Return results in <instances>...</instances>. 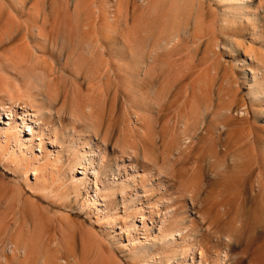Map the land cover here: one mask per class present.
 Returning a JSON list of instances; mask_svg holds the SVG:
<instances>
[{
    "label": "rangeland",
    "instance_id": "obj_1",
    "mask_svg": "<svg viewBox=\"0 0 264 264\" xmlns=\"http://www.w3.org/2000/svg\"><path fill=\"white\" fill-rule=\"evenodd\" d=\"M134 1L135 0H28L25 12L18 13L12 8H9V11L3 10L5 13H1L0 105L18 104L22 106V101L25 100L28 103L27 105L31 106L33 102H30V100L35 98L34 100L39 102V107H41L43 111L50 109L52 112L53 117L50 124L57 122L56 127H59V124H61L64 130L56 135L53 129L52 135L57 141V146L55 148L47 146V141L45 146V150L47 148L48 151H53L54 154H59L60 157H62L63 165L59 167L50 165L48 177L39 180L40 182L37 185H33L32 183L34 181L33 176H30V181L32 182L23 179L20 173L10 166L13 162L6 159L5 153L3 152V154H0V220L6 225L4 234L6 231L8 233L0 237V257L7 254L6 250L10 244L11 238H14L20 231H24L23 233H25L24 235L26 237L35 236L37 238V236H41V239H45L46 237L47 239L44 241H39L44 244V248H47L48 245H51L50 242L53 243L52 241L58 237L61 230L68 231L70 229L73 231V242L78 255H85L84 257L88 256L85 258V264H106V261L109 260L106 259L108 257L114 258L121 264H137L139 260L136 253L131 250L130 245V241L132 242L133 240L136 242L140 241L138 245L144 246L148 258L162 256L164 259L159 260L162 264H196L195 261L192 263V259L195 258V255H190L192 250H189L192 244H190V240L179 239L175 243H172L167 239V236H165L170 232L167 230L166 225L170 226L172 222L178 220L181 221L184 227H188L189 233L193 235L194 253H198L200 248H205L207 260H204L203 264H264V222H262L264 221V217L261 216V212L262 210L264 211V209H261L262 203L260 196H256L255 199L254 195V192L258 191L257 181L259 177L261 178L259 175V163L261 164L262 162L260 170L264 168L263 160H261L263 159V154L260 151L261 147L259 143H256V146L260 148L258 149V147H256V152L258 151L257 153L259 155L257 158L253 157L252 159H259L261 161H258L259 163L257 161H254L256 163L252 162L254 166H252V170L249 171V179L241 172V170L243 171V167L241 166V168L238 166L240 163L238 161L240 160L236 163L231 161L233 156L220 157L221 161L223 159V162H220V160L217 161V163H220L217 165L215 164L212 168L208 167L210 166L209 156L207 157V159L209 158L208 160L200 158L203 161L202 164L204 165L206 180L211 181L212 187L209 182H206L209 183L208 185L210 187L207 184L204 185L205 189H203L201 192L202 195L197 198L194 205L191 203L190 198H188L189 194H187L188 196H183V191H181V182L188 177L186 175L191 173L190 169L196 161V158L193 160V158L189 157L190 155L193 157V150L188 156L185 155L186 152L179 153V151H176V148L174 151L169 148L171 150L168 149L170 152L173 151V154L176 153L175 157H177V155H179L178 157L181 156V159L177 157L178 160H175V157H172L173 154L171 155V153L166 150L168 148L166 141L169 138V131L170 133L173 131L179 135L178 128L175 129L176 131L170 129L173 125L172 122L181 118L180 116L185 113L186 108L193 105L194 98L197 99L200 97V100H202L206 96V90L202 98L201 94L200 96L195 94L193 86L197 83L194 79H196L200 73H205L206 70L213 67L219 71V74L218 80H216L217 82H211L214 84V91H217L214 93L217 94L218 97L221 96V98L217 100L218 98L216 99V95L213 93L214 100L216 99L215 104L217 109L214 110L215 113L213 112L210 117L209 128L214 130L216 136L219 135L220 131H223L221 130V126L218 125V122L220 123L222 119L220 118L217 120L218 112L221 109L219 106L223 103L221 101H226L222 99L225 98L228 100L229 96H232L236 99V104H233L234 109L238 108L240 104L242 105V103H245L244 105L247 104L252 113L251 123H234L235 125L233 126L236 128L237 132H239L238 135L243 131L244 133L250 130L254 132L255 128L257 129V131H255L256 133L254 132L255 134H264V94H262L261 91L259 92L262 83L260 82L258 86V83L255 85L253 82L254 75L259 73L256 71L257 69H255L257 67L251 64V60H248V65L250 66H244L245 68H242L243 65L240 64L242 69H238L233 57L236 53L229 54V52L222 50L220 53L221 55L219 56L218 54L215 56L216 58L214 57L213 59L210 52L209 54L207 53L208 49L206 46H202L200 50H197L196 46L192 42H189L188 45L185 43L183 47V53H181L182 58L180 54L179 56H177L178 54L175 56L176 58L174 59L178 61H175L167 54H165L167 56L163 58L160 57L162 58H159L160 65H156L154 68L156 77L153 79L154 81L151 79L149 80L144 74L145 70L135 61L136 59H134L135 57L132 54L134 49L139 52L142 47L148 45L149 42V46L155 44L154 41H156L159 34H161V31L163 32L162 29H166L164 26H166L169 18H171L170 14L172 12L169 8L173 9L170 6L175 0H163V3L160 2V0H155L162 4L155 10L153 9L155 6H145L138 0V6L141 7L138 8V14L133 12L132 2ZM206 2L208 3V0H206ZM2 3L8 4V1L0 0V6ZM172 6H174V4ZM213 6L215 7V5ZM36 9H38V11ZM152 9L154 12H150L153 11ZM13 12L15 13L13 14ZM39 12L40 15L37 14ZM166 12L169 13L166 14ZM11 13L15 15V20L17 18L20 22L17 20V22L13 21ZM209 14L207 16L208 23L214 18L213 14V16L211 14V16H209ZM36 15L40 17L37 18ZM34 18H37L39 22L36 27L35 23L32 22ZM16 23L18 25L21 24L20 27H18ZM8 27L10 28L8 29ZM28 29L30 30L28 31ZM134 30H138L139 32H135ZM133 32L139 35L136 38L137 40L135 39L136 44H134ZM9 33L12 35L10 36ZM5 34L8 35L6 36ZM2 37H6V39L3 38L2 40ZM235 39L236 41L242 40L240 37H234V40ZM246 42L249 44L250 39H246ZM191 43L195 47L192 46ZM253 45L258 51L264 48V43H262V40L259 38H256V42H254ZM16 52L18 55L15 54ZM235 56H237V54ZM240 56L242 59H245L243 52L240 53ZM192 58L196 63L193 60L195 64L192 62L191 65L190 60L192 61ZM185 64L186 69H183L185 68ZM211 64L212 66H210ZM188 66L191 69L196 66L192 69L193 74L189 76L188 79H181V76L190 70ZM207 66L208 69H205ZM253 69L255 71H252ZM183 70L186 72L182 75L184 72ZM210 70L213 71V69ZM212 73H214V71ZM212 73L210 72L211 75ZM232 77H234V79ZM151 81L155 83L152 84ZM93 84L95 85L94 87H96V90H93L95 92H91L93 89L92 87V89H90V86ZM215 84L217 85L215 86ZM219 89L222 90L220 95L218 94ZM92 93L95 94L91 101ZM192 94H195L197 98ZM12 98H21L22 101L12 100ZM96 98L98 99L96 100ZM192 99L193 102H191ZM216 101H218V103H216ZM88 102L94 104L95 114L97 113L95 116L100 117L96 118L99 119V129L101 130L100 135L102 136V140L100 142H104V145H101L102 149L99 153L101 157L99 156L94 164L95 169L98 170V174H93V169L89 171V173L87 172L88 178L92 180L91 187H84L77 190L74 186V174L69 170V159L74 154L77 147L80 148L82 146L84 141L82 138L86 137L85 133L87 132V127L84 123L79 124V122H76V119H73L74 117L70 114H72V110L76 108V105L77 108L75 111H78L80 103L88 104ZM161 105L162 107L160 108ZM254 110L257 111L255 112ZM258 110H260V113ZM213 114L215 115L213 116ZM137 115L144 116V118H148V116H151L150 118L154 117V121L156 119L157 123H154L153 120L151 121L156 124V130L153 124V129L156 131L155 133L157 134V132H160L156 141L155 148L157 150L155 148L150 150L153 152L152 157L156 159L158 163L156 164L157 166L153 164L148 165L147 162H143V149L139 146L140 143L138 144V140H140L139 136H133L129 139L126 135H123L129 132L127 130H129L132 122L134 123L137 121ZM48 117L49 116H45L44 119ZM139 124L140 122L137 125L139 126ZM163 125L170 127L167 132L163 131V128L166 127L162 128ZM141 126L140 124L139 128ZM254 126L255 128H253ZM65 133H67L68 136L65 135ZM123 136L127 138L124 139ZM223 136H225V134ZM103 137L107 139V142L103 140ZM205 141L206 140L203 142V139H200L199 136L195 141L196 144L194 147L196 146V148L194 149V153H196V155H194L196 157H201L205 154L207 156L206 147H208L209 144ZM176 142L182 144V141L179 139ZM127 144H133L136 148L138 147L139 166L137 171H139L138 176L141 177L137 178V181H135L136 185L129 189L128 194H122L120 192L111 193L108 201L104 203V207L97 206V208H93L92 206H87L85 198L91 197L92 199H96L92 189L95 179L110 183L113 181L111 176V171H113L117 179H119V183L128 185V180L136 175V173H133L130 169L131 162L127 159L129 156L122 152L121 146ZM181 144L176 145L181 146ZM204 150L206 152H204ZM243 154L244 151L237 152L235 157L238 158L243 156ZM170 156L172 160L174 159L173 161L171 160V162H169ZM187 156L191 159L187 158ZM184 158L190 161L187 160L189 164H185V169L183 170V164L186 161ZM182 159L183 163L182 161L180 162ZM201 160L199 161L200 163ZM174 161L179 162L176 163ZM227 164L230 165L227 167ZM234 164H237L238 167ZM213 167H216L217 170H224L226 167L229 169L227 172L225 169L224 173H226L222 174L224 176L221 180L223 181L225 179L223 182L220 181L221 175L211 176ZM186 170L188 174L185 173ZM254 170L256 172H254ZM183 171H185L183 173L185 176L182 175ZM251 173L253 176H251ZM242 174L243 176H241ZM217 181H219L218 184ZM243 194L244 196H249L246 199L250 200L244 203V200H242L244 197ZM234 195L237 196L234 197ZM215 196H221L222 198L228 196L227 199H229L230 196L231 198L228 200L230 204L239 200V203L234 202L237 207L232 204L237 208L235 210L233 206L226 203V205L230 206H226L229 213L226 216L229 217L232 215L231 218L229 217L230 220H232L231 223L230 220L227 222L226 219L225 223L220 222L214 227V225L211 224V218L214 217L215 211L213 212L214 214H211L212 217L210 216L207 218L209 219L208 221L202 219V214L199 212V202L203 198H209L210 200ZM224 198L223 200L225 202L226 198ZM228 201L226 200V202ZM248 202L249 204H246ZM99 203L102 204L100 201ZM240 204H243V207H247L248 210L245 209L244 212V208H240L243 211H238V207L241 206ZM231 207H233V209ZM105 210L107 216L111 214L116 217V222L114 224L109 223V220H100L104 216ZM242 212H247V215L245 214L246 217H243L244 214L242 215ZM248 214L250 219L247 218ZM236 215L239 218L237 220H241L239 222L244 225L241 234H239V231L236 233L237 231L233 230V227L239 224L238 221L237 223L234 222L237 218ZM143 216L146 219L141 222L140 217ZM233 216L235 219L232 218ZM258 216L259 218H257ZM168 217L169 219L166 221ZM246 219L248 220L247 222H249V220L251 221V225L246 222ZM255 219L260 221L258 222V220H256L255 222ZM244 221L248 224L247 228L245 227L246 224ZM234 223L236 224L234 225ZM252 223L255 224H253L255 227ZM39 225H41V229L38 227ZM131 225L134 228L133 231H129ZM108 226L114 228L117 240L123 245L115 243L109 237L107 232ZM227 227H229L230 230L232 229L230 233L234 235L237 234L236 237L238 238L239 236L240 238L238 240L234 237L235 242L230 249L228 259L225 258L224 261L221 259L217 261L216 253L228 250L227 247L224 246L225 244H222L224 233L230 231ZM235 227L234 229L237 230V227ZM36 231L39 234H36ZM41 231L44 232L45 236ZM254 232L257 234L258 232H262L261 237ZM34 233L35 235H33ZM244 234L247 239L243 236ZM6 235L7 237L4 238ZM255 238H258L259 241ZM48 239H50V241ZM237 240L239 242H237ZM39 241H36L37 246L40 245L38 244ZM46 241L49 242L46 243ZM84 243L88 244L86 247L89 248L87 249H91L90 251L87 250L89 253L87 251L85 252L87 254L84 253V248H86L84 247ZM237 243L240 244V246H238ZM91 244L96 246L91 248ZM244 246H246L245 249ZM39 247L43 248V245ZM177 249L186 251L187 255L184 258L175 256V251H177ZM243 250H246V254ZM247 251L250 252L247 253ZM35 257L38 258L39 256L35 254L31 255L27 257L28 260H26L27 263H25V257L21 256L22 260H13L11 264H37L36 262H38L39 258L35 261ZM90 257L93 261L90 260ZM111 260L112 259L109 261ZM167 260H169V262H167ZM226 260L228 262H225ZM109 261H107V264H110Z\"/></svg>",
    "mask_w": 264,
    "mask_h": 264
},
{
    "label": "bare ground",
    "instance_id": "obj_2",
    "mask_svg": "<svg viewBox=\"0 0 264 264\" xmlns=\"http://www.w3.org/2000/svg\"><path fill=\"white\" fill-rule=\"evenodd\" d=\"M7 1H8V4L2 3V5L0 6V15H1V13L4 12L3 10L9 11L10 10L9 8H12L13 10H15L18 13L19 12H21V13L25 12L27 9L28 0H7ZM140 1L145 6H151V7L155 6V8H153L155 10L158 6L160 7L162 5L160 2H162L163 0H160V2L159 1L156 2L155 0H140ZM132 4H133V7H132L133 12L138 14V8H141L138 6V0L137 1L135 0L134 2H132ZM173 4H174V6H172ZM129 5H130V3H129ZM213 5H215V7ZM142 7H143V5H142ZM170 7L173 8V9L169 8L172 11L170 14L171 18H169V21L166 23V26H164V27H166V29H162L163 32L161 31V34H159L156 41H154L155 44L153 45L151 43L153 46L152 45L149 46V44H150V42H149V44L144 45L140 51L137 48L139 52H137L136 49H134L133 54H132L135 57L134 59H136L135 61H137V63L141 66V68H143L145 70L144 74L149 80L150 79L153 80L156 77V73L154 71V68L156 67V65H160V59H162L163 57H165L167 55L171 56L173 59L176 58L175 56L177 54H178L177 56H179V54L181 55V53H183L182 51H183V47H184L185 43H187V45H188L189 42H192L196 46L197 50H200L202 46H206L208 49L207 53L209 54V52H210V55L213 57V59L218 54L220 56L221 55L220 53L222 52V50H224L225 52H229V54L230 53H232V54L236 53L237 56H235L236 55L235 54V55H233V57H234V61L236 62L235 63L236 67L238 69L241 68L240 64L243 65L242 68H245L244 66H250V65H248V60H251V64H253V66H256L257 68H255V69H257L256 71L259 72L258 74L256 73V75H254L253 82L255 85H256V83H258L257 84L258 86L260 85V82L262 83L260 85L261 87L259 89V92L261 91L262 94H264V85H263V82H264V48H262L263 50L258 51L254 47L255 44L253 45V43L256 42V38H259L260 40H262V43H264V0H208V3L206 2V0H175V2L174 1L172 2ZM148 9H149V7H148ZM36 10L38 11V9H36ZM154 10L150 11V12H154ZM36 12H35V14H36ZM14 13L15 12H13V14ZM167 13H169V12H166V14ZM209 13L211 15L212 14L214 15V18H213V20H211L210 23L207 22V19H208L207 16ZM13 14L11 15L12 20L13 21L17 20L18 22H20L19 19H17V18L15 20V15H13ZM37 14L40 15V12ZM210 14H209V16H211ZM38 15H36L37 18L40 17ZM136 16H138V15H136ZM37 18H34L32 21L33 23H35V27H36L37 23H39ZM30 21H31V19H30ZM137 21H138V19H137ZM29 22H27V23H29ZM32 22H30V23H32ZM16 24H14V25H16ZM20 25L21 24H19L18 27H20ZM22 25H23V22H22ZM11 27H12V25H11ZM9 28L10 27H8V29ZM29 30L30 29H28V31ZM33 30H32V32H33ZM135 32H139V31L137 30ZM135 32H133L134 44H136V40H137L136 38L139 36V35H136L137 33L135 34ZM9 35L11 36L12 34L9 33ZM0 36H1V34H0ZM2 36H3V34H2ZM234 37L235 38L240 37V38H242V40L236 41V39L234 40ZM3 38L6 39V37H2V40H3ZM143 38H144V36H143ZM248 38L250 39L249 44L246 42V39H248ZM0 39H1V37H0ZM192 43H191V45L194 46ZM194 47H192V48H194ZM197 50H196V52H197ZM240 51L243 52V54L245 55V59L241 58L242 55L240 56V53H241ZM15 54L18 55L17 52ZM165 54H167V55H165ZM160 57H162V58H160ZM180 57L182 58V55ZM209 58H210V56H209ZM174 60L178 61L176 59H174ZM193 60H194L193 58H192V61L190 60L191 65H192ZM208 60H210V59H208ZM21 62H23V61H21ZM194 62L196 63L195 60H194ZM194 62H193V64H195ZM191 65H190V67H191ZM210 66H212V64ZM190 67H189L190 70L188 72L183 70L184 72L182 73V75L185 72L186 73L183 76H181L182 78L180 77L181 79H184V78L188 79L189 76H191L193 74L192 69H194L196 66H194L192 69ZM183 69H186V64H185V68H183ZM205 69H208V66ZM210 69H213L214 73H212L213 71ZM210 69H208L206 71L203 70V71H205V73H200V75L197 78L195 77L196 79H194V81H196V83H197V84H194V86H193L195 94L199 95V96L201 94V98H202V96L204 95V92L206 90L205 98L200 100V97H198L199 98L198 99L195 94H192V95H195V97L197 99L194 98L193 105L186 108L185 113L180 116L181 118H178L175 122L173 121L172 122L173 125L171 126V128L167 125L162 126V128L166 126L165 128H163L164 130L162 129L164 132H167L168 128L174 129V130L176 128L179 129V135L177 133H174L173 131H171V133L169 131V134H168L169 138L166 141L168 148L167 147H166L167 149L165 148L167 150V152H170L171 150L174 151L176 148L177 152L178 151H179V153L180 152H184V153L186 152L185 155L189 156L193 150V157H192V155H190L189 157L193 158V160L196 158V161L193 164V167H191V169H190L191 170L190 174L187 173V170H186V172L185 171L182 172V175L185 172L186 174H188V175H186L188 177L181 182V186H182L181 191H183L182 195L186 196L187 194H189V196L188 195L187 196H188V198H190L191 203L193 205L197 201V198H199V196L202 195L201 192L203 191V189H205L204 185L205 184L208 185L210 183V186H211V184H212L211 181L206 180V177H205L206 175L204 172V165L202 164L203 161L201 159L204 160V158H205V160H206L207 157L209 156L210 159L209 158L208 159H209V165L210 166H208V167L212 168V166H214L215 164L217 165L220 162H223V159L221 161L220 157L223 158L226 156H233L231 158V161L233 163H236L238 160H240V161H238V162H240L238 166L243 167V168L241 167L243 169V171L241 170V172H243V174H245L248 177V179H249L248 175H250L249 171L252 170V166H254L252 164V162H254V161L260 162L261 160H263V167H264V134H258V135L255 134L256 133L255 131H257V129L254 126L253 128H255V131H254L255 133L253 132V130H250L247 133H244V131H243L240 135H238L239 132H237L236 128L233 126V125L237 124L238 122H243L244 124H245V122L251 123L252 113H251L250 108L247 104L244 105L245 103L244 104L242 103V105L240 104V106L238 108L234 109L233 104L236 101V99H234V97L229 96L228 100L225 98L222 99V100H226V101H221V102H223V103L227 102V103H224V106H223V103L221 104L219 102L221 104V106H219V107H221V109L218 112V115H217L218 119L217 120H219L220 118L222 119V121L220 123L218 122V125L221 126V130H223V131H220L219 135L216 136L214 130L212 128H209L210 117H211L212 113L214 112V110L217 109L216 104H215V100L217 98H218L217 100H219V98H221V96L218 97L217 94L214 93L216 90L214 91V84L211 82V81L218 80V74H219L218 72L219 71L214 67L210 68ZM252 71H255V70L253 69ZM210 72L212 73V75L210 74ZM232 78L234 79V77H232ZM228 80H229V78H228ZM151 83L153 84L155 82L151 81ZM216 85L217 84H215V86ZM94 86H95L94 84L90 86V89L93 88L91 92H95V91H93V90H96L95 89L96 87H94ZM256 89H258V88H256ZM202 91H203V94H202ZM219 91H218V94L220 95L222 90L219 89ZM101 92H103V91H101ZM213 93L216 95L215 100H214ZM94 94L92 93L91 101L93 100ZM187 97H189V96H187ZM30 99H33V98H30ZM34 99L30 100V102H33V104L31 106L27 105L28 104L27 101H25V100L22 101L21 98L20 99L19 98L18 99L12 98V100H21L23 102L22 106H20L18 104H13V105L12 104L11 105L2 104V105H0V154H3V152L5 153L6 159H9L8 161L13 162L10 166H12L16 171H18L23 179H25L26 181H30V176H33L34 181L33 182L30 181V182H32L33 185H37L40 182L39 180H42V178L48 177V171L50 170V165H54L56 167L63 165L62 164V157H60L59 154H54L53 151H48L47 148L45 150V146H46V141H47V146H49L51 148H55L57 146V141L55 140V138H53V135H52L53 129H54V133L56 135H58V133H60L64 129L62 128L61 124H59V127H56L57 122H53L52 124H50V122L52 121V117H53L52 112L50 111V109L49 110L47 109V111H45V110L43 111L41 109V107H39V102L34 100ZM97 99L98 98H96V100ZM98 101H96V102H98ZM191 102H193V99ZM216 103H218V101H216ZM78 107H79L78 111H75L77 108V105H76V108L74 110H72L73 112L70 115H72L74 117V118L73 117L72 118L76 119V122H79V124L84 123V125L87 127V132L85 133L86 137L82 138L84 140L82 146L80 148L77 147L74 154L69 159V170L71 173L74 174V179H75L74 180V186L76 187L75 189L80 190L84 187H91L92 180H90V178H88L89 171H91L93 169V174H98V170L95 169L94 164H95L97 158H99V156L101 155L99 153L101 152V149H102L101 145H104V142L103 143L100 142L102 140V136L100 135L101 130L99 129L100 128L99 123H98L99 119H97L100 117L95 116L97 113L95 114L94 104L89 103V102H88V104L80 103V105ZM161 107H162V105L160 106V108ZM254 111L256 112L257 110H254ZM259 111L260 110H258V112ZM234 114H236V115H234ZM214 115L215 114H213V116ZM45 116H49V117L47 119H44ZM150 117L151 116H148V118L147 117L144 118V116L142 117L141 115H137V118H136L137 121L134 123L132 122L131 126L129 127V130H127L129 132L127 134H123V135L124 136L126 135L129 139H130V137H133V136H135V137L139 136L140 140H138L139 141L138 144L140 143L139 146H141V149H143L142 150L143 162H145V163L147 162L148 165H150V164L156 165L158 163H157L156 159H154L152 157L153 152L151 150H152V148L154 149L156 147L157 137H158V134L160 132H157V134L155 133L156 131H154V129H153V127H154L153 124L156 122V119L154 121V117L153 118H150ZM151 120H153L154 123ZM139 122L142 125L141 127H143V128H141V127L139 128L140 124H139V126L137 125ZM243 123H241V124H243ZM154 125H155L154 128L156 130V124H154ZM222 134L223 135L225 134V136H223ZM65 135H67V133H65ZM167 136H166V138H167ZM198 136L200 139H203V142H204V140H206L205 142L209 144V145L206 144V145H208V147H206L207 148V156H206V154L203 155V153H202V155L205 157H203V156L196 157L195 156L196 153H194V149L196 148V146L194 147V145L196 144L195 141L198 139ZM127 137H124V139ZM106 138H107V136H106ZM106 138L103 137V140L105 142H107ZM178 139L182 141V144L180 143L181 146H178L180 144L176 142ZM127 142H128V140H127ZM256 143H259V145L261 147L260 151L263 154V159H261V160L252 159L253 157L257 158V156L259 155L257 153L258 151L256 152V147H258V146H256L257 145ZM176 144H178V145H176ZM43 145H44V147H43ZM121 148H122V152L129 156V157H127V159H129V161L131 162V165H130L131 168L130 169H131V171H133V173H136V175L128 180V183H129L128 185H126L125 183H119V181H118L119 179H117L116 174L113 171H111V176L113 178V181L110 183L109 182H102V181H99L98 179H95V182H93L94 187L92 189H93V193L95 195L94 197L96 199H92L91 197L85 198L87 206H89V207L92 206L93 208H97V206L104 207L105 206L104 203L108 201V198L110 197L111 193H116V192L119 193L120 192L122 194H128L129 189L136 185L135 181H137V178L141 177V176H138L139 171H137L138 166H139V152L137 149L138 147L136 148L133 144H127L125 146H121ZM258 149H260V148L258 147ZM205 150H204V152H206ZM47 151H48V153H47ZM173 151L170 152L171 155L173 154ZM242 151H244L243 156H240L238 158L235 157V154L237 152H242ZM36 152H39V153H36ZM175 154H173L172 157H175ZM167 156H169V155H167ZM178 156L179 155H177V157ZM188 156H187V158H189ZM177 157H175L174 159L178 160ZM180 157H178V158L181 159ZM184 157H186V156H184ZM191 158H189V159H191ZM185 159L186 158H184V160ZM189 159H186L185 163L183 164L184 165L183 170L185 169V164L186 165L189 164V162H187V160H189ZM171 160L172 159L170 156V161H169V158H168V161L171 162ZM200 160H201V163L199 162ZM219 160H220V162L217 163V161H219ZM181 161L183 163V159L180 160V162ZM174 162L178 163L179 161H174ZM254 163H256V162H254ZM258 163H257V165H258ZM237 164H234V165H236V167H238ZM228 165H230V164H227V167H228ZM260 165L262 166V162H261V164L259 163V172H260L259 175L261 176V178L259 177L258 181L256 180L258 183V185H257L258 191L257 192L255 191L254 192L255 194L254 193L253 194L255 195V199H256V196H260L261 203L263 206V207L261 206V209L262 208L264 209V168L262 167L263 169L260 170L261 169ZM224 167H222V168H224ZM227 167L224 168V170L223 169L217 170L216 167L215 168L213 167V172H212L211 176L213 177L216 175H221L220 181H222L221 179H223L222 177L224 176L222 174L224 173L225 169H226V172H227V170H229V169H227ZM257 168H258V166H257ZM190 170H188V171H190ZM255 170H254V172H256ZM254 172H253V174H254ZM243 174L241 176H243ZM253 174L251 176H253ZM183 176H185V174ZM183 176H182V178H183ZM245 179H247V178H245ZM245 179H244V181H245ZM206 182H209V183H206ZM218 182L219 181H217V184H218ZM230 196H229V199L231 198ZM236 196L237 195H234V197H236ZM243 196H244V194H243ZM247 197H249V196L243 197L242 200H244V203L246 201L250 200V199L249 200L246 199ZM214 198H212L210 200H209V198H205V199L203 198L199 202V205H200V211L199 212L202 214V219L205 221L206 220L208 221L209 219H207V218H209L211 216V214L215 211L214 212L215 214L213 213L214 217L211 216L212 217L211 218V220H212L211 224L214 225V227H215V225L217 226V224H219L220 222L225 223L226 219L228 222V220H230L232 215L229 216L230 218L226 216L227 214H229L228 209L226 207V206H228V205H226V203L230 204V202L228 201L229 199H227L228 196L225 197L228 202H226V200L224 202V200H223L224 197L222 198L221 196H215ZM99 201L102 202V204H100ZM234 202L239 203V200L234 201ZM234 202H232V204L235 205V207H237L236 204H234ZM261 203H259V204H261ZM232 204H230V206H233ZM246 204H249V202ZM230 206H228V207H230ZM233 207H231V208L233 209ZM235 207H234V210L237 209ZM231 208H230V211H231ZM240 208H244L243 204L238 207V211L242 210ZM245 209L248 210V208L246 207V208H244V212H245ZM259 209H260V206H259ZM238 211H236V212H238ZM263 212L264 211L262 210V212H261L262 217H264ZM246 213L242 212L241 214L242 215L244 214L243 217H246V215H247ZM237 215H236V217H237ZM239 216H241V215H239ZM248 216H249V214H248ZM248 216H247V218L250 219V216L249 217ZM170 218H171V215H170ZM232 218H234V216ZM257 218H259V216ZM145 219L146 218L144 216L140 217L141 222L144 221ZM168 219H169V217L166 218V221ZM237 219H239V218L237 217L235 219L236 221L234 220V222L237 223V221H238ZM100 220H102V221L109 220V223L114 224L116 222V217L114 215H111V214L107 216L106 210H105L104 216ZM256 220H258V219H255V222H256ZM231 221L232 220H230V223H231ZM239 221H241V220H239ZM247 221L248 220L246 219V222ZM259 221L260 220H258V222ZM246 222L244 221L245 224H246ZM262 222H264V221H262ZM236 223H234V225ZM247 223L251 225L250 220ZM111 224H109V225H111ZM248 224H246V226H245L246 228H247ZM253 224L254 223H252V225ZM242 225H243V223L241 224L239 222V224H236L237 230L234 229L235 226L233 227V230L237 231L236 233H238V231H239V234H241L242 227H244V225L243 226ZM38 227L41 229V225H39ZM4 228H6V225H4V223L0 220V237H2L3 235H5L7 233V231H6L4 234ZM166 228L170 232L168 235H165V236H167V239L170 240L172 243H175L179 239L191 241L190 244L191 243L192 244H191L189 250L190 249H192V250L190 252V255H192V256L195 255V258L192 259L193 260L192 263L195 261L196 264H203L204 260H207V254H206L205 248H200L198 253H196V252L194 253V246H193L194 243H193V239H192L193 235L189 233L190 231H189L188 227H184L182 225L181 221L176 220V221L172 222L170 226L166 225ZM227 228H229V227H227ZM107 229H108L107 232H108L109 237L115 243L122 244L121 242H119L117 240V236H116V232H115L114 228L112 226H108ZM129 229H128L129 231L134 230L132 225L129 227ZM229 230H230V228H229ZM231 230L229 232L227 231L226 233H224V235L222 233V235L224 236L222 244L224 243L225 244L224 246H226L228 250L221 251V253H216L217 261H220V259L224 261L225 258L228 259L230 249L233 247V243L235 242L234 237H235V239H238V240L240 238L239 236H238V238L236 237L237 234L234 235V234L230 233ZM23 232L20 231L14 238H11L10 244L8 245V248L6 250L7 254L0 257V264H11V262L13 260L18 261L19 259H21V256L25 257L24 262L27 263V261H26V260H28L27 257H30L31 255H34V254L39 256L38 257L39 260H38V262H36L37 264H85V258H87L88 256L84 257L85 255H83V256L78 255V253L76 251V247H75L74 242H73V231L72 230H70V229L68 231H62L61 230V233L58 235V237H56L55 240L52 241L53 243L50 242L51 245H48V247L46 245L47 248H44V244L41 243L42 241L47 239L46 237H45V239H41V236L40 237L37 236V238L39 237L40 239L39 238L37 239L35 236H33V237L27 236L26 237L24 235L25 233H23ZM39 232H40V230H39ZM256 232H254V233H256ZM233 233H235V232H233ZM36 234H39V233L36 231ZM42 234H44V232H42ZM245 234H247V233H245ZM245 234L243 235L244 237H245ZM258 234L261 237L262 232H260V233L258 232ZM33 235H35V233ZM44 236H45V234H44ZM5 237H7V235L4 236V238ZM42 237H43V235H42ZM247 237H248V235H247ZM35 239H37L38 241L39 240L41 241V242L39 241L40 243L38 242V244L43 245V248L39 247L40 245L37 246V242H36L37 240H35ZM245 239H247V238L245 237ZM255 239H257V241H259L258 238H255ZM48 240L50 241V239H48ZM238 240H237V242H239ZM49 241H46V243ZM139 242L140 241L136 242L135 240H133L132 242L130 241L131 250L136 253V256L139 260V263H137V264H162L159 261V260L164 259L162 256H157V258L156 257L155 258H153V257L148 258L144 246H139L138 245ZM253 242H254V240H253ZM84 244H85L84 247H86V246H88L89 243L88 244L84 243ZM237 244H235V245H237ZM91 246H92L91 248H93V246H96V245L91 244ZM238 246H240V244H238ZM125 247H127V246H125ZM245 247L246 246H244V249H245ZM247 247H248V245H247ZM87 248H89V247L84 248L85 249L84 253L87 250H89ZM224 249H225V247H224ZM89 251H87V252L89 253ZM222 252H223V255H222ZM248 252H250V251H247V253ZM85 254H87V253H85ZM245 254H246V252H245ZM186 255H187V252L182 250V249H177V251H175V256H179V258L180 257L184 258ZM38 258H36L35 261H37ZM33 259H34V257H33ZM106 259H109V260L112 259L111 261L107 260L110 262V264H121L119 261L115 260L114 258L108 257ZM31 260H32V258H31ZM90 260H91V257H90ZM90 260H88V261H90ZM240 260H242V259H240ZM91 261H93V260H91ZM107 261H106V264H107ZM167 262H169V260H167ZM225 262H228V261L226 260ZM94 263H96V262H94Z\"/></svg>",
    "mask_w": 264,
    "mask_h": 264
}]
</instances>
